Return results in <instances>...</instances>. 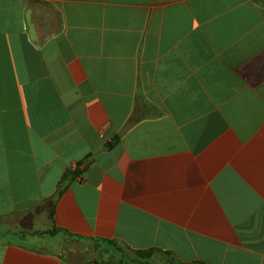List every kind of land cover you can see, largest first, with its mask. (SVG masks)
<instances>
[{"label":"crops","instance_id":"0c3cea01","mask_svg":"<svg viewBox=\"0 0 264 264\" xmlns=\"http://www.w3.org/2000/svg\"><path fill=\"white\" fill-rule=\"evenodd\" d=\"M106 240L264 264V0H0V264Z\"/></svg>","mask_w":264,"mask_h":264},{"label":"trees","instance_id":"16d2710c","mask_svg":"<svg viewBox=\"0 0 264 264\" xmlns=\"http://www.w3.org/2000/svg\"><path fill=\"white\" fill-rule=\"evenodd\" d=\"M118 139L113 143L108 144V148H112L116 143ZM90 157L86 158L84 161L78 162L74 168L68 169L59 184V193L58 195H61L73 182L80 179L81 175L85 171L86 168H83V164L88 160ZM52 215V214H51ZM64 231L67 232L64 229L61 228H54L53 230H47L44 232H33L30 234H40V235H54L57 232ZM70 234V233H68ZM71 235V234H70ZM106 243H108L110 246L114 248L116 251V254L119 256L120 260L119 262L122 264H154L151 262V260L156 256H162L165 258V264H186L180 261L176 258V256L172 252L168 251H162L160 249H148V250H133L130 247H121L118 245L116 241H109L106 240ZM96 264H112L111 261L108 262H98ZM192 264H206L204 262H195Z\"/></svg>","mask_w":264,"mask_h":264},{"label":"rangeland","instance_id":"374dc122","mask_svg":"<svg viewBox=\"0 0 264 264\" xmlns=\"http://www.w3.org/2000/svg\"><path fill=\"white\" fill-rule=\"evenodd\" d=\"M152 263L154 264H165L164 259L161 256L156 255L152 260Z\"/></svg>","mask_w":264,"mask_h":264}]
</instances>
